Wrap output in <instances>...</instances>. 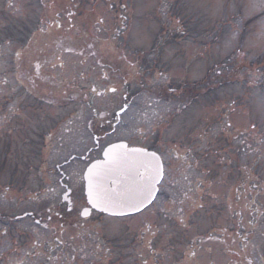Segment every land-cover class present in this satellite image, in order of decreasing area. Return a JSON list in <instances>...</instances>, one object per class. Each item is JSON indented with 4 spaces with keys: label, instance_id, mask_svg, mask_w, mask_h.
<instances>
[{
    "label": "rangeland",
    "instance_id": "rangeland-1",
    "mask_svg": "<svg viewBox=\"0 0 264 264\" xmlns=\"http://www.w3.org/2000/svg\"><path fill=\"white\" fill-rule=\"evenodd\" d=\"M263 12L264 0H0V264H264ZM122 139L164 153L156 203L67 214L64 186L81 208L86 165L61 167L68 180L55 165Z\"/></svg>",
    "mask_w": 264,
    "mask_h": 264
},
{
    "label": "water",
    "instance_id": "water-1",
    "mask_svg": "<svg viewBox=\"0 0 264 264\" xmlns=\"http://www.w3.org/2000/svg\"><path fill=\"white\" fill-rule=\"evenodd\" d=\"M153 153L141 148H127L125 143L110 145L104 151L103 159L94 162L85 173L86 196L91 176L100 194L112 201L101 203L94 209L122 216L149 205L156 196L162 177L161 160Z\"/></svg>",
    "mask_w": 264,
    "mask_h": 264
},
{
    "label": "flooded vegetation",
    "instance_id": "flooded-vegetation-1",
    "mask_svg": "<svg viewBox=\"0 0 264 264\" xmlns=\"http://www.w3.org/2000/svg\"><path fill=\"white\" fill-rule=\"evenodd\" d=\"M226 66H227V64H226ZM226 77H227V75H226ZM135 145H137V146H140V147H143V148H146V149H148V150H152V151H157V152H159V154L161 155V157H162V159H163V164H164V177H163V180H162V182H161V184H160V190H159V193H162V186H163V184L165 183V180L167 179V174H166V171H167V161H166V159H165V157H164V153H161L160 152V150H158V147H157V142H154V140H151V143H146V144H135ZM159 146V145H158ZM93 150H91V151H88V152H86V155H81V156H77V155H72L70 158H68L67 160H64L61 164H57L56 165V168H57V170L62 174V176H64L65 174H64V172H63V170L61 169V167H63V166H68V165H70L73 161H75V160H77V159H81L82 161H87V162H89V160L91 159V157H90V155H91V153H92V151H94V152H98L99 151V149H98V147H97V149H94V148H92ZM102 153V152H101ZM100 153V156L102 155ZM99 158V156L98 155H96V156H94V158L95 159H97V158ZM94 160V159H93ZM181 161V160H180ZM183 161V160H182ZM178 176H177V174H175V178H177ZM65 187V189H66V191L67 190H70V196H69V198H70V203H68V204H64L63 202H62V206H64L63 207V210H65V211H67L66 213L67 214H70V213H72V215L73 216H76V217H79L80 216V214H79V212L77 211V209H79L80 208V205H81V203L83 202L82 201V199H81V197L79 196V192H78V190L77 189H72V188H70L68 185H65L64 186ZM65 214V213H64ZM60 217L62 218V215H60ZM70 219V218H69Z\"/></svg>",
    "mask_w": 264,
    "mask_h": 264
},
{
    "label": "snow or ice",
    "instance_id": "snow-or-ice-1",
    "mask_svg": "<svg viewBox=\"0 0 264 264\" xmlns=\"http://www.w3.org/2000/svg\"><path fill=\"white\" fill-rule=\"evenodd\" d=\"M21 52H17L16 56L20 57ZM95 91V89H93ZM110 91L115 92V89H110ZM122 147V146H121ZM152 155H155L153 153ZM68 193H65V198H67ZM112 201L106 195H101L99 188L96 184L93 183L91 176L89 177V186H88V194L84 201V205L81 208L77 209L80 215L84 217H88L90 215V210L92 208H98L101 203H111ZM107 209H105L106 211ZM194 255V253H193Z\"/></svg>",
    "mask_w": 264,
    "mask_h": 264
}]
</instances>
